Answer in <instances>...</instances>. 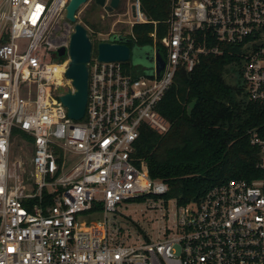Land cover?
<instances>
[{"label":"built area","instance_id":"1","mask_svg":"<svg viewBox=\"0 0 264 264\" xmlns=\"http://www.w3.org/2000/svg\"><path fill=\"white\" fill-rule=\"evenodd\" d=\"M69 1L0 0V264H264L258 132L251 143L260 150V176L230 179L177 204L155 238L131 241L122 227L121 237L112 230L122 201L169 190L134 154L143 123L169 129L157 107L180 67L192 71L202 55L235 45L248 96L264 104V0H172L162 50L154 32L145 73L131 60L102 61L95 48L78 120L60 98L74 90L69 54L58 56L74 32ZM132 7V25L146 22L140 0ZM13 136L30 147L26 157Z\"/></svg>","mask_w":264,"mask_h":264},{"label":"trees","instance_id":"2","mask_svg":"<svg viewBox=\"0 0 264 264\" xmlns=\"http://www.w3.org/2000/svg\"><path fill=\"white\" fill-rule=\"evenodd\" d=\"M140 3L147 21L132 25L127 44L140 49L148 46L146 54L151 57L154 32L162 50L172 0ZM82 23L96 48L102 41L100 29L87 16ZM114 36L109 40L117 42ZM228 48L221 54L202 55L192 71L184 67L177 70L157 107L169 122L166 132L147 123L141 125L134 155L136 160L147 162L153 179L168 183V192L156 196L166 202L176 198L178 205L187 204L201 200L211 188L230 179L260 176L256 166L260 150L251 143V135L258 132L264 136V104L249 98L242 76L243 59L235 45Z\"/></svg>","mask_w":264,"mask_h":264},{"label":"rangeland","instance_id":"3","mask_svg":"<svg viewBox=\"0 0 264 264\" xmlns=\"http://www.w3.org/2000/svg\"><path fill=\"white\" fill-rule=\"evenodd\" d=\"M109 1V0H108ZM136 0H121L119 5L111 11H107L105 7L96 3V0H88L77 12V21L82 22V18H87L94 22L100 32L98 37L109 38L113 34H131L132 22L135 21L133 5ZM74 27V23H71ZM95 48L93 52H95ZM150 52L148 46L142 49L136 48L133 50L131 63L136 65L142 72L150 71L153 61L147 56ZM13 146L15 151L22 153L30 151V147L20 141L19 138L13 136ZM21 146V147H19ZM165 203L161 197L155 195H144L122 201L113 220L112 230L119 232L121 237V227L123 231L130 234L131 241H141L146 236L159 235V229L165 225L167 211L173 217L174 211L177 209V199L170 198L168 203ZM172 220L169 222V225ZM119 229V230H118Z\"/></svg>","mask_w":264,"mask_h":264},{"label":"water","instance_id":"4","mask_svg":"<svg viewBox=\"0 0 264 264\" xmlns=\"http://www.w3.org/2000/svg\"><path fill=\"white\" fill-rule=\"evenodd\" d=\"M88 0H70L66 7V17L69 22L74 23V32L71 35L69 49L61 47L58 56L64 57L69 54L70 60L66 70V76L72 80L74 90L67 91L63 87L58 89L65 92L61 95L63 104L68 108V115L72 119L83 118L86 110L89 92V62L92 57L94 43L87 27L77 21V12ZM121 0H96V3L105 7L107 11L116 8ZM118 41L104 40L98 43L96 49L98 57L102 61H130L133 50L127 41L130 39L124 36H114ZM164 60L160 53L157 58V74L164 68Z\"/></svg>","mask_w":264,"mask_h":264},{"label":"flooded vegetation","instance_id":"5","mask_svg":"<svg viewBox=\"0 0 264 264\" xmlns=\"http://www.w3.org/2000/svg\"><path fill=\"white\" fill-rule=\"evenodd\" d=\"M110 1V0H109Z\"/></svg>","mask_w":264,"mask_h":264},{"label":"snow or ice","instance_id":"6","mask_svg":"<svg viewBox=\"0 0 264 264\" xmlns=\"http://www.w3.org/2000/svg\"><path fill=\"white\" fill-rule=\"evenodd\" d=\"M39 7V6H38Z\"/></svg>","mask_w":264,"mask_h":264}]
</instances>
